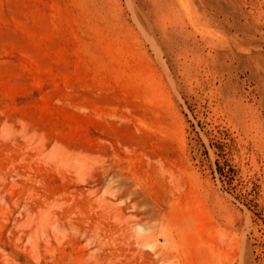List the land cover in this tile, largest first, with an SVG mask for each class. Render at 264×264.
Returning a JSON list of instances; mask_svg holds the SVG:
<instances>
[{"label": "rangeland", "instance_id": "374dc122", "mask_svg": "<svg viewBox=\"0 0 264 264\" xmlns=\"http://www.w3.org/2000/svg\"><path fill=\"white\" fill-rule=\"evenodd\" d=\"M0 264H264V0H0Z\"/></svg>", "mask_w": 264, "mask_h": 264}, {"label": "bare ground", "instance_id": "6f19581e", "mask_svg": "<svg viewBox=\"0 0 264 264\" xmlns=\"http://www.w3.org/2000/svg\"><path fill=\"white\" fill-rule=\"evenodd\" d=\"M248 222V221H247ZM248 225H247V227H248V229H247V231H246V234L250 231V229H251V223H250V221L247 223ZM247 237V236H246ZM246 239V238H245ZM160 248H162V247H160Z\"/></svg>", "mask_w": 264, "mask_h": 264}]
</instances>
